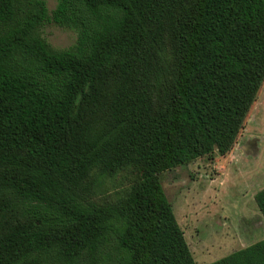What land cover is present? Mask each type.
<instances>
[{"label": "trees", "instance_id": "16d2710c", "mask_svg": "<svg viewBox=\"0 0 264 264\" xmlns=\"http://www.w3.org/2000/svg\"><path fill=\"white\" fill-rule=\"evenodd\" d=\"M263 80L264 0H0V264H195L158 176L224 156Z\"/></svg>", "mask_w": 264, "mask_h": 264}, {"label": "rangeland", "instance_id": "374dc122", "mask_svg": "<svg viewBox=\"0 0 264 264\" xmlns=\"http://www.w3.org/2000/svg\"><path fill=\"white\" fill-rule=\"evenodd\" d=\"M50 11L56 0H45ZM41 36L54 49L75 40L72 30L53 23ZM119 173L106 181L100 199L126 185ZM163 194L195 264H208L264 239V220L253 201L264 188V80L231 149L165 171L158 176ZM97 199V198H95Z\"/></svg>", "mask_w": 264, "mask_h": 264}]
</instances>
